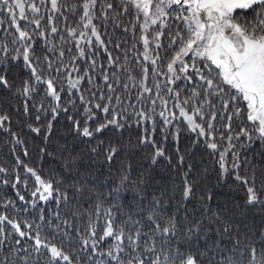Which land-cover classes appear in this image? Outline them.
<instances>
[{
    "label": "snow or ice",
    "instance_id": "snow-or-ice-1",
    "mask_svg": "<svg viewBox=\"0 0 264 264\" xmlns=\"http://www.w3.org/2000/svg\"><path fill=\"white\" fill-rule=\"evenodd\" d=\"M66 13L79 17L75 26L68 25ZM110 13L115 15L110 17ZM122 16L130 17L123 31L132 36V46L126 50L123 62L120 57H112L108 50L112 41H104L95 23L101 20L106 26L111 18L114 27H119ZM0 17V26L8 24L5 37L0 39V88L11 90L9 76L22 59L28 78L21 81L15 95L23 98L24 115L31 121L28 130L37 136L42 134L47 143L63 115L69 125L66 135L72 138L71 145L66 141L59 149L67 155L61 157L64 172L58 179L46 177L16 157V165L33 181L31 211L39 208V213L33 220L21 221L17 218L19 212L30 210L18 208L11 198L3 200L0 264H264V221L257 240L255 226L235 220L226 209H213L208 203L212 194L205 195L192 163L182 172L180 185L161 184L147 170H141L133 179L132 161L121 157L122 148L114 136H105L109 129L122 133L134 119L137 125H144L138 143L153 149L146 157L150 166L163 158L179 170L188 154L181 153L179 128L173 130L172 125L182 118L198 138L194 144L202 141L210 155L219 153V178L231 175L245 189L244 205L264 209V169L257 174L253 168L249 175L250 164L247 159L241 160L234 144V140L246 138L264 145V0H0ZM59 18L65 22L63 30L57 26ZM93 37L116 70L109 75L102 67L107 96L97 85L87 90L86 100L81 81L87 78L92 85L96 61L92 58V67L80 75L73 63L75 57L69 61L73 63L71 69L65 64L64 45L74 42L78 55L87 57L85 46L91 47ZM39 40L44 41L49 53L43 59L36 55ZM121 43L126 41L114 47L120 48ZM161 50L165 55L173 53L166 66L161 64ZM52 54L56 55L55 61ZM38 65L46 66L47 77L45 68L38 71ZM137 68L139 76L135 74ZM65 72L69 94L66 103L62 99L65 82L61 80L57 85ZM121 74H126L123 94L116 91ZM180 80L187 81L191 90L183 99L181 92L186 89L173 87ZM41 88L44 92L37 102L35 97ZM77 93L79 105L72 99ZM157 107L162 121L160 131L165 142L172 136L177 144L174 151L169 152L155 138ZM33 109L36 115L31 119ZM245 111L249 124L233 135V121L245 123L241 119ZM218 121L221 127H217ZM0 131L9 134L17 145H24L20 135L12 131L7 112L0 114ZM217 133L220 141L227 137L223 150ZM39 151L47 153V147ZM229 153L231 165L227 163ZM23 155H29L26 147ZM96 164L107 167L110 178L101 182L94 175ZM113 168L117 169L114 173ZM242 168L246 170L243 175ZM0 174L7 176L8 169L0 166ZM2 183L7 186L9 181L4 179ZM20 184L17 173L12 187L19 189ZM23 184L27 189L28 180ZM16 196L25 202L20 191ZM196 199L202 207L199 217L185 207V202ZM37 201L45 205L54 202L55 211L46 210ZM8 209L16 215L10 217ZM76 220L83 223V228L74 225ZM212 223L217 226L219 239L209 243L206 227ZM193 238L205 241L203 250H192Z\"/></svg>",
    "mask_w": 264,
    "mask_h": 264
},
{
    "label": "trees",
    "instance_id": "trees-1",
    "mask_svg": "<svg viewBox=\"0 0 264 264\" xmlns=\"http://www.w3.org/2000/svg\"><path fill=\"white\" fill-rule=\"evenodd\" d=\"M73 2H77V0H73ZM82 2V0H80ZM39 3V0H37ZM50 7V4L48 5ZM42 14L47 15L46 10L42 9ZM68 16V25L75 26L78 16H73L70 13H66ZM110 17L115 15V13H110ZM2 19V17H0ZM130 20L129 16H122L119 18L118 23L119 27H114V21L110 18L105 26L104 22L101 20L95 21L98 25L99 31L102 35V38L105 42H108L111 39L112 43L108 45V50L111 52L113 58L120 57V61L123 62L125 52L128 48L132 46V36L131 32L125 33L123 31L124 25L128 24ZM21 27L24 26V22L21 21ZM47 23L45 19V24ZM57 26L62 30L65 26V22L63 18H59L57 20ZM175 26H173L174 28ZM8 28L7 22H5L2 26H0V39L5 37V29ZM66 35V33H65ZM59 40V36L56 37ZM121 43L120 48H115L114 45L117 42ZM83 43V42H82ZM168 41L165 38L164 44L167 45ZM36 55L40 56L41 59L45 55H48L46 48H44V41L39 40L36 43ZM71 49V51H68ZM65 56L64 62L68 66L69 69L73 67V63L75 67L79 68L80 75H83L86 68H91V59L94 58L95 63V71L91 73L94 77L92 85H89L87 78L81 81V89L85 91V99H88V91L89 89H95L97 85L100 86L105 92V96H107V89L103 85L102 81V71L104 70L109 72L111 75L112 71L116 69L112 68L108 61V55L105 53L104 49L96 44L95 38H92L91 47L85 46V51L88 53L87 57H80L78 55L75 43H68L64 45ZM139 50L142 52L143 47L142 44L139 46ZM172 52H168L167 55L164 54V51L161 50V55L163 56V60L161 61L162 66H166L168 58L172 55ZM132 55V53H129ZM75 57V61L73 63H69L70 59ZM52 58L55 61L56 55L52 54ZM135 65V62H133ZM54 63V67H55ZM44 67L45 68V77L48 76V72L46 66L38 65V71ZM139 76L140 71L137 68L135 73ZM76 73H72V77H76ZM68 77V73L65 72L62 74V77L57 80V85L59 86L61 80L65 82V92L63 94V102H67L69 99V94L67 92V84L66 80ZM28 78V72L23 67V61H21L16 65L13 72L10 74L9 79L13 84L11 90H5L0 88V114H4L7 112L10 115L11 119V127L12 131L17 132L21 139L25 141L24 145H17L13 138L9 135L0 131V166L8 169V175L0 174V212H4L5 209L3 207V200L11 198L17 205L18 208H28L29 212H24L21 210L18 214V219L23 221L24 219L33 220L38 216L39 208L35 211H31L32 205L29 203L33 198L30 193L33 191L32 188V179L29 177V174L25 173L24 169L18 165H16V157L19 156L20 159L30 167L37 168L39 171H42L43 174L48 177L60 178L61 174L64 172L63 169V159L62 155L66 156L67 153H61L59 151L60 147L67 143L71 145L72 138L71 136H67V128L69 127L66 118L61 115L59 119L56 121V133L52 135L51 139L46 143L43 139V135L37 136L36 134L31 133L27 128V123L31 122L30 118L24 115L23 112V98L15 95L16 88L21 86V81L23 79ZM121 85L116 89L117 93H122V84L126 80V74L120 75ZM161 83L163 84V76L160 77ZM149 83H151V75L149 74ZM173 87H178L180 89H186L181 92V99L185 96L190 95V87H188L187 81H177L176 85ZM44 92V88L40 89V95L35 97V100L39 102L42 98ZM135 90L132 92V98L135 99ZM154 94V92H153ZM97 96H99V92L97 91ZM75 100L76 104L79 105V93L72 97ZM47 103V101H45ZM115 103V101H113ZM31 106V102H30ZM246 108V106H245ZM75 111V109H72ZM82 111V109H81ZM131 111V109H129ZM160 109L157 107V127L155 132V138L159 142H163L164 146L168 149L169 152L174 151L177 147V144L173 142V138L171 135L168 136L167 141H164V135L160 131V126L162 125V121L159 120ZM171 111V106H170ZM36 115L35 109L32 111L31 119H34ZM102 115V114H101ZM177 117H179L178 110L176 111ZM50 119V117H48ZM245 121V123L241 124L240 120H234L232 125V134L235 135L239 131V127L248 126L249 122L246 121V111L244 116L241 118ZM46 120L43 123L46 124ZM226 123V121H225ZM128 124L130 126H126L122 133L120 131L113 132L112 129H109L105 136H114L115 140L119 142L122 151L121 157L126 159H130L134 165V173L133 179L136 178V174L141 170H147L150 172L155 181L161 184H169V185H180L181 183V174L184 170L187 169V165L192 163L195 166L194 175H198L200 186L205 189V195L210 192L212 194V200L208 203L213 209L220 208L226 209L227 214L230 217H233L235 220L241 222L242 224H248L255 226L257 235L256 239L259 240V226L261 222L264 221V209L259 206L254 208L246 207L244 205V201L246 199L245 189L244 187L235 182L232 176H228L224 179L219 178V166L217 164V160L219 157V153L215 155H210L209 150H205L203 146V142L201 141L199 144H194L198 138L195 133L191 132L186 123L182 118H178L172 125L173 130L179 128V148L182 154L187 153V157L185 160V164L183 168L177 170L175 167L170 166L166 163V161L161 158L160 162L155 165L150 166V160L146 157H149L153 149L148 146H142L138 143L140 136L143 133L144 125H137L134 119L129 120ZM8 126L7 124L5 125ZM217 127H221L220 122H217ZM149 131H151V124L148 125ZM223 130V129H222ZM217 140L221 144V150L227 146V137L225 135V139L223 141L219 140V133H217ZM234 144L236 146V150L238 151L241 160L247 159L250 164V167L247 168V172L250 175L253 171V168L259 174L261 169H264V145H261L259 140H253L251 143L245 138L241 141H235ZM243 145V147H241ZM25 147L27 148L29 155L25 157L23 155ZM47 147V153H51V155L47 153H40V148ZM167 155V153H166ZM119 160V158H118ZM117 160V163H118ZM227 163L231 165L232 156L231 153L227 156ZM116 168H113V173L116 172ZM246 170L244 168L241 169V174L243 175ZM19 174L21 177V184L19 189L13 188L12 183L15 180V175ZM94 175L99 178L101 182H103L106 178L109 177V170L107 167H101L99 164L94 166ZM4 179H8L9 184L5 186L2 181ZM28 180V188H24L23 181ZM20 191L22 195L25 196V202L19 201L16 196V192ZM199 196V193L197 194ZM41 207H44L46 210L51 209L53 212L55 211V203L45 205L44 202L37 201ZM185 207L187 208L190 214H194L196 217L200 216L202 211L201 203L198 199L193 200L191 202H185ZM65 209L61 208V214L63 217ZM8 214L11 216L16 215L11 211V209L7 210ZM183 214V212L181 213ZM75 226H79L83 228V223L79 220L73 222ZM103 223V220H101ZM208 222L206 221V224ZM216 225L214 223L211 224L210 227H206V231L208 232L209 243L212 240H217L219 237L216 235ZM56 242L59 243V237H57ZM205 241L203 239H195L191 240V248L193 251L200 249L203 250ZM8 242L5 241V249H7ZM187 247V245H186ZM2 252H0V256H2Z\"/></svg>",
    "mask_w": 264,
    "mask_h": 264
}]
</instances>
